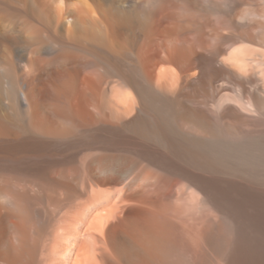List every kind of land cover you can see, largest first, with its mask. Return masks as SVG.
Instances as JSON below:
<instances>
[{"label": "bare ground", "instance_id": "6f19581e", "mask_svg": "<svg viewBox=\"0 0 264 264\" xmlns=\"http://www.w3.org/2000/svg\"><path fill=\"white\" fill-rule=\"evenodd\" d=\"M0 264H264V0H0Z\"/></svg>", "mask_w": 264, "mask_h": 264}]
</instances>
